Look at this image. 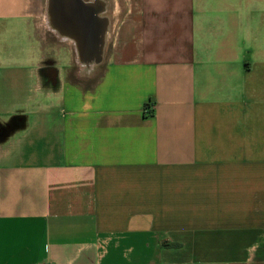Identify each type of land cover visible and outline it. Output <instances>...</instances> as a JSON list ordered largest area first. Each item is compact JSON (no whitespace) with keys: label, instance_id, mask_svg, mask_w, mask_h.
Returning <instances> with one entry per match:
<instances>
[{"label":"crops","instance_id":"crops-1","mask_svg":"<svg viewBox=\"0 0 264 264\" xmlns=\"http://www.w3.org/2000/svg\"><path fill=\"white\" fill-rule=\"evenodd\" d=\"M81 2L0 0V264H264V0Z\"/></svg>","mask_w":264,"mask_h":264},{"label":"water","instance_id":"water-1","mask_svg":"<svg viewBox=\"0 0 264 264\" xmlns=\"http://www.w3.org/2000/svg\"><path fill=\"white\" fill-rule=\"evenodd\" d=\"M52 2H53V6H54L53 8L55 10V0H52ZM59 5H60V10H61L59 12V18L62 20L65 19L67 21V23L72 24V26L68 27L67 29H71V31H72L74 28H78L79 17H77V13H79L80 8L83 6V2H81V0H59ZM56 6H57V4H56ZM92 6L93 5L90 3L85 4V15H86L85 19L88 21L89 26H90L91 22L96 21V18L94 16L96 11L95 12L93 11ZM56 8L58 9V7H56ZM64 9H65V11H64ZM59 22H60V20H59ZM100 45H101V43H99V47H100ZM86 46L93 48V47H96V44L94 45L92 43H89V44H86ZM88 61L97 63V62H100L101 59L96 58V59L88 60Z\"/></svg>","mask_w":264,"mask_h":264},{"label":"rangeland","instance_id":"rangeland-1","mask_svg":"<svg viewBox=\"0 0 264 264\" xmlns=\"http://www.w3.org/2000/svg\"><path fill=\"white\" fill-rule=\"evenodd\" d=\"M8 2L9 3H16L17 2V0H8ZM2 22V24H8L10 21L9 20H4V21H1ZM6 31V30H5ZM7 33H4V35L3 36H7L8 38H9V40H10V38L13 36V35H17L18 33H16V34H12V32H10V31H6ZM19 45V43H18V41L15 43V42H13V46H12V48L13 49H15L16 47H17V45Z\"/></svg>","mask_w":264,"mask_h":264}]
</instances>
